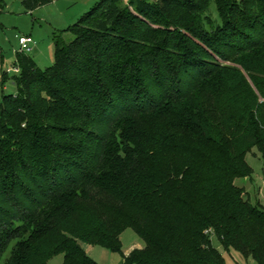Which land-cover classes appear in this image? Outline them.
I'll use <instances>...</instances> for the list:
<instances>
[{
  "label": "trees",
  "instance_id": "1",
  "mask_svg": "<svg viewBox=\"0 0 264 264\" xmlns=\"http://www.w3.org/2000/svg\"><path fill=\"white\" fill-rule=\"evenodd\" d=\"M177 1L98 0L72 39L55 33L51 67L17 53V93L0 96L4 264H98L81 243L120 252L129 227L144 245L122 264H225L211 235L264 264V207L234 184L247 153L264 157V0H209L198 31L224 37L221 64L140 34L142 17L197 7Z\"/></svg>",
  "mask_w": 264,
  "mask_h": 264
},
{
  "label": "rangeland",
  "instance_id": "2",
  "mask_svg": "<svg viewBox=\"0 0 264 264\" xmlns=\"http://www.w3.org/2000/svg\"><path fill=\"white\" fill-rule=\"evenodd\" d=\"M97 1L53 0L51 3L37 7L33 11H26L22 0H0V96L15 95L17 93V87L13 81L11 79H4L3 76L5 72H7L8 77L16 74L13 71V67L16 66V55L20 51L19 36L30 35L34 39L36 44L31 50L24 51V53L31 56L41 69L49 68L53 65L55 59L53 43L55 33L63 31V38L65 40L72 39L73 36L68 29L85 12L94 7ZM124 2L126 3L127 0H124ZM177 2L179 4H193V6L197 5V7L181 9L170 18L142 17L147 26L143 31L141 30L140 34L144 35L147 39L148 37H168L169 41L176 40L177 38L179 40L182 38L194 40L196 42V49H199L203 59L205 57L206 63H223V59L219 53L224 48L219 44L224 42V37H220V39L214 41V39H211L213 35L207 31L210 36H207L206 40L209 41L205 43L199 36L198 31L200 30L202 33L206 32L199 25L200 14L208 7L213 9L214 5H210L209 0H180ZM212 16L216 17V13L213 12ZM185 26L195 29L189 31ZM168 46L172 47V45ZM176 71L174 70V72ZM169 74L171 75L172 73ZM167 82V86L175 84L171 80H167ZM153 83L154 81L151 86H154ZM42 96L46 99L47 94L43 93ZM245 159L251 169V174L250 176L235 179L234 184L237 187L244 188L248 192L250 201L253 204L264 207V157L254 148L252 152L246 154ZM120 241V252L111 251L99 245L81 243V246L88 256L98 264H122V255H127L132 247L142 248L144 245L143 239L130 227L122 231ZM210 241L222 254L225 264H257L253 258H246L233 248L229 250L224 249L216 235H211ZM10 250L11 246L7 248L0 260V264H4ZM62 262L63 255L57 254L51 258L49 264H61Z\"/></svg>",
  "mask_w": 264,
  "mask_h": 264
},
{
  "label": "built area",
  "instance_id": "3",
  "mask_svg": "<svg viewBox=\"0 0 264 264\" xmlns=\"http://www.w3.org/2000/svg\"><path fill=\"white\" fill-rule=\"evenodd\" d=\"M18 42H19V50L20 51H29L32 49V47L36 44V42L34 41V39L28 35V36H19L18 38ZM13 71L15 73L19 72V67L16 65L13 67Z\"/></svg>",
  "mask_w": 264,
  "mask_h": 264
},
{
  "label": "crops",
  "instance_id": "4",
  "mask_svg": "<svg viewBox=\"0 0 264 264\" xmlns=\"http://www.w3.org/2000/svg\"><path fill=\"white\" fill-rule=\"evenodd\" d=\"M132 249H134V248L132 247V248L128 251V253H129ZM85 252H86V251H85ZM128 253H127V254H128Z\"/></svg>",
  "mask_w": 264,
  "mask_h": 264
}]
</instances>
